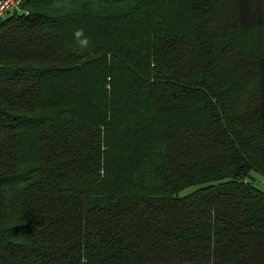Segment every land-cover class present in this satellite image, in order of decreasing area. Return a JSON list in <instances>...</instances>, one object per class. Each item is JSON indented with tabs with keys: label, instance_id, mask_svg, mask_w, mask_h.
Returning <instances> with one entry per match:
<instances>
[{
	"label": "trees",
	"instance_id": "obj_1",
	"mask_svg": "<svg viewBox=\"0 0 264 264\" xmlns=\"http://www.w3.org/2000/svg\"><path fill=\"white\" fill-rule=\"evenodd\" d=\"M253 171L264 0L0 17V264H264Z\"/></svg>",
	"mask_w": 264,
	"mask_h": 264
},
{
	"label": "built area",
	"instance_id": "obj_2",
	"mask_svg": "<svg viewBox=\"0 0 264 264\" xmlns=\"http://www.w3.org/2000/svg\"><path fill=\"white\" fill-rule=\"evenodd\" d=\"M22 1L24 0H0V17L18 10Z\"/></svg>",
	"mask_w": 264,
	"mask_h": 264
},
{
	"label": "rangeland",
	"instance_id": "obj_3",
	"mask_svg": "<svg viewBox=\"0 0 264 264\" xmlns=\"http://www.w3.org/2000/svg\"><path fill=\"white\" fill-rule=\"evenodd\" d=\"M253 173V175H256V177H257V181H255V183L257 184V186H259L260 188H263L264 189V184L262 183V176L259 174V173H257V172H252ZM194 187H196L195 185H190V186H188V187H186V188H184V189H182L179 193L180 194H183V193H186V192H188V191H190L191 189H193Z\"/></svg>",
	"mask_w": 264,
	"mask_h": 264
},
{
	"label": "crops",
	"instance_id": "obj_4",
	"mask_svg": "<svg viewBox=\"0 0 264 264\" xmlns=\"http://www.w3.org/2000/svg\"><path fill=\"white\" fill-rule=\"evenodd\" d=\"M262 180H263L262 183L264 184V178Z\"/></svg>",
	"mask_w": 264,
	"mask_h": 264
}]
</instances>
